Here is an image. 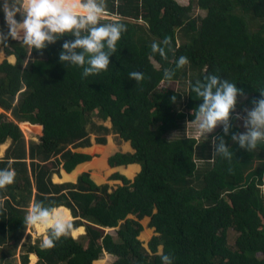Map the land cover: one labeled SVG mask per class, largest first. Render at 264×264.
<instances>
[{
  "label": "trees",
  "instance_id": "1",
  "mask_svg": "<svg viewBox=\"0 0 264 264\" xmlns=\"http://www.w3.org/2000/svg\"><path fill=\"white\" fill-rule=\"evenodd\" d=\"M103 3L113 18L100 23L121 22L126 31L108 68L97 74L82 77L81 67L60 61L64 42L75 39L71 34L43 50L20 39L0 44V51L17 58L0 64V145L11 139L0 168L11 162L15 170L13 183L0 188V264H28L30 254L38 264H93L105 252L116 257L113 264H167L163 254L173 264H264V143L248 150L231 138L243 132L238 106L253 108L264 90V0ZM0 28L7 32L2 10ZM154 41L165 47L163 56L152 52ZM180 56L188 62L177 68ZM173 70L166 78L165 71ZM133 71L143 74L139 81L130 77ZM208 74L236 83L243 95L229 133L218 124L200 138L185 130L202 102L191 85ZM98 119H110L112 126ZM21 124L39 141H27ZM111 132L135 149L110 158L113 166L140 163L133 181L116 172L112 176L124 185L110 190L88 171L77 182L53 181L61 166L71 172L100 155ZM221 137L231 159L215 152ZM36 202L69 219L70 208L73 228L85 225L87 232L81 238L69 233L50 247L24 242L18 263L9 256L24 238L23 219ZM145 216L158 233L148 243L139 238Z\"/></svg>",
  "mask_w": 264,
  "mask_h": 264
},
{
  "label": "clouds",
  "instance_id": "2",
  "mask_svg": "<svg viewBox=\"0 0 264 264\" xmlns=\"http://www.w3.org/2000/svg\"><path fill=\"white\" fill-rule=\"evenodd\" d=\"M0 10L7 25V32L0 28V44H5L9 38L20 39L32 50H43L65 34L74 35V40L64 42L59 59L81 67L82 77L108 68L117 42L126 31V25L121 22L100 23L105 12L103 0H0ZM151 49L162 56L165 54V47L158 42L154 41ZM187 62L186 56H180L176 67H183ZM129 75L139 81L143 74L133 71ZM164 75L171 78L174 70L165 71ZM191 91L202 101L194 115L198 130L206 135L213 132L218 124H223L224 133L228 134L231 114L243 90L228 79L208 74L203 80L195 81ZM260 93L261 98L253 101L254 107L246 109L244 127L247 130L231 136L241 148L248 150H254L264 143V90ZM172 100L175 101L176 96ZM215 152L226 159H231L233 155L223 137ZM10 164L0 168V188L13 183L15 179V170ZM23 222L26 228L32 226L49 230V235L42 240L43 247L52 246L55 241L74 231L72 222L62 210L55 206H44L41 202L30 205ZM161 259L173 264L168 254H163Z\"/></svg>",
  "mask_w": 264,
  "mask_h": 264
},
{
  "label": "crops",
  "instance_id": "3",
  "mask_svg": "<svg viewBox=\"0 0 264 264\" xmlns=\"http://www.w3.org/2000/svg\"><path fill=\"white\" fill-rule=\"evenodd\" d=\"M8 59L10 62L15 63L17 58L15 55H7L4 49L0 51V64L3 62L4 59ZM99 122H104L101 119H98ZM110 120V119H109ZM109 127L112 126V122L110 120V124L105 123ZM23 125V124H22ZM21 125V126H22ZM92 142H96V134L91 135ZM135 149L132 146L131 141L124 140L119 136V134L115 132H111L107 135V143L104 148V151L99 156H94L91 160L84 161L79 163L71 172H68L63 166L60 167L59 173L53 174V181L56 183H63V182H77L81 173L88 171L91 174L92 179L99 185L108 184L109 187L112 189L117 188L120 185H124V181L120 178L113 177L112 175L116 172L127 177L129 180L133 181L138 173L142 169V165L138 162L129 163V164H122L118 166H113L110 163V158L118 152H134ZM4 156V155H3ZM132 172L130 171V169ZM131 174L128 173V170ZM66 207V206H65ZM68 208V207H67ZM70 213V221L74 219L72 215V211L68 208ZM129 217H135L134 215L130 214ZM87 222L86 219H84ZM151 217L145 216L140 220L143 228L140 232L139 238L144 242H149L150 239L157 235L156 228L154 226H150ZM106 232H110L115 230L112 227H105ZM78 231L77 234L74 232ZM86 226L80 225L77 228H74V231L71 234L75 238H81L86 234ZM115 256L108 252L104 253V256L100 259L94 261L93 264L97 262H101L100 264H113L115 260Z\"/></svg>",
  "mask_w": 264,
  "mask_h": 264
},
{
  "label": "rangeland",
  "instance_id": "4",
  "mask_svg": "<svg viewBox=\"0 0 264 264\" xmlns=\"http://www.w3.org/2000/svg\"><path fill=\"white\" fill-rule=\"evenodd\" d=\"M187 1V0H186ZM103 18H113L112 15L107 14V12H104V16ZM252 107H249L248 105H246V103L244 102L242 106H238L237 109V113L239 114V118L236 115V121L237 123L240 125V127L242 128V131L245 132L247 129L244 127V120L246 119L247 116V112L246 109H251ZM2 111V109L0 108V112ZM105 123H109L110 124V120H106ZM22 125V124H21ZM27 141H39V137L36 135H32L31 133H29V128L26 125H22L21 126ZM186 133L188 134H194L197 137L200 138H205L207 137L206 135H203L197 128L196 122H189L187 123V127H186ZM178 132H172L170 133L171 136H176ZM11 144V139L8 138L7 141L5 142L4 145H0V158L4 157L3 155H5L7 148L9 147V145ZM102 154V153H101ZM100 154V155H101ZM99 156V155H98ZM111 190V188H110ZM264 190V188H263ZM48 229H45L44 231H40L39 227H32V226H28L27 232L24 236V238L22 239V241L18 244L17 248L15 249V253L13 252L12 254H10L9 258L14 259V261H17L18 263L21 260V255L24 252L25 246H24V242H40L42 244V240L45 236L49 235L48 234ZM24 243V244H23ZM32 255L30 254V262L28 264H38V256L36 255V258L34 259L33 257H31Z\"/></svg>",
  "mask_w": 264,
  "mask_h": 264
},
{
  "label": "built area",
  "instance_id": "5",
  "mask_svg": "<svg viewBox=\"0 0 264 264\" xmlns=\"http://www.w3.org/2000/svg\"><path fill=\"white\" fill-rule=\"evenodd\" d=\"M149 264V263H148Z\"/></svg>",
  "mask_w": 264,
  "mask_h": 264
}]
</instances>
